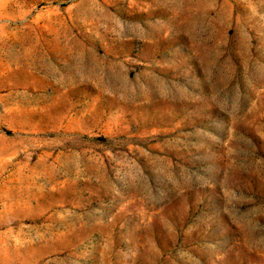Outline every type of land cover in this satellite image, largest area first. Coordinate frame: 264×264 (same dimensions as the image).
<instances>
[{
    "label": "rangeland",
    "instance_id": "rangeland-1",
    "mask_svg": "<svg viewBox=\"0 0 264 264\" xmlns=\"http://www.w3.org/2000/svg\"><path fill=\"white\" fill-rule=\"evenodd\" d=\"M0 264H264V0H0Z\"/></svg>",
    "mask_w": 264,
    "mask_h": 264
}]
</instances>
